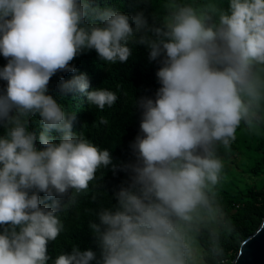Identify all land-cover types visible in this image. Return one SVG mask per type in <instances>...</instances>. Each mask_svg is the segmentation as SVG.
I'll return each mask as SVG.
<instances>
[{"label":"clouds","instance_id":"obj_1","mask_svg":"<svg viewBox=\"0 0 264 264\" xmlns=\"http://www.w3.org/2000/svg\"><path fill=\"white\" fill-rule=\"evenodd\" d=\"M132 3L127 14L97 0H0V264H222L220 239L233 226L218 193L219 151L238 130L264 134V0ZM137 46L158 64V87L134 99L132 159L114 163L74 131L77 112L49 84L73 73L59 77L61 97L112 108L117 94L92 88L72 62L90 70L94 51L103 64H127ZM104 169L125 174L114 204L100 202ZM93 188L95 250L73 244L53 259L49 243L69 232L62 215Z\"/></svg>","mask_w":264,"mask_h":264},{"label":"trees","instance_id":"obj_2","mask_svg":"<svg viewBox=\"0 0 264 264\" xmlns=\"http://www.w3.org/2000/svg\"><path fill=\"white\" fill-rule=\"evenodd\" d=\"M103 4L119 8L125 13L136 12L132 0H97ZM226 3V0H224ZM90 57V70L86 69L87 64L83 60L78 63L75 59L72 63L77 68V73L87 72L89 75L92 88L102 87L114 91L119 99L112 108H105L103 111L98 110L94 105H89L86 98L79 93L61 97L58 85L61 82L59 77L63 75L66 81L71 79L73 73H58L53 76L50 84V93L65 107L69 112H77V119L74 131H82L89 139L99 145L101 148L108 149L114 163L128 162L132 159L130 142L134 139L139 131V112L133 106L134 99L142 94L151 95L158 87L155 78V72L158 68L156 62L148 60L147 50L143 46H137L134 50L133 57L127 64L109 65L98 61L96 53L89 51L86 53ZM6 63L5 59L0 56V67ZM4 85L0 81V87ZM74 96V97H73ZM108 119L107 126L100 125V117ZM33 127H38V119H33ZM219 155L223 161L234 163L233 158L238 157V173L230 174V171L224 165V179L218 186L219 198L223 204L227 218L231 221L233 231L223 234L220 239V245L223 254L219 257L222 264H229L238 249L239 243L249 236L264 212V179L261 187L255 189L251 185H245L244 176L247 178L259 175L264 176V134L254 136L247 132L238 130L237 139L231 145L230 150L220 149ZM242 158L247 161L241 166ZM104 172L103 180L107 196H102L100 202L107 205L115 203L112 197V191L125 179V174L118 172L113 175L109 169ZM227 171V172H226ZM229 171V172H228ZM98 172L97 176L100 177ZM237 180H241L237 185ZM95 192L93 188L86 195L81 197L80 204L62 215L65 228L69 225V232L63 240V233L55 241L48 245L49 255L55 259L60 251L68 252L73 244H78L81 249L93 248L92 236L88 229V220L95 219L87 215V209L95 208L96 205L90 200L91 195ZM50 203V202H49ZM207 249V244L204 242ZM208 264H214L212 257H206ZM50 264V262H49Z\"/></svg>","mask_w":264,"mask_h":264},{"label":"water","instance_id":"obj_3","mask_svg":"<svg viewBox=\"0 0 264 264\" xmlns=\"http://www.w3.org/2000/svg\"><path fill=\"white\" fill-rule=\"evenodd\" d=\"M230 264H264V212L253 232L239 243Z\"/></svg>","mask_w":264,"mask_h":264},{"label":"rangeland","instance_id":"obj_4","mask_svg":"<svg viewBox=\"0 0 264 264\" xmlns=\"http://www.w3.org/2000/svg\"><path fill=\"white\" fill-rule=\"evenodd\" d=\"M223 162H224V165L227 167V169L230 171V174L234 173V175H236V173H238V169L236 168V166L238 167V157L237 156L233 158L234 163H229L228 161H223ZM244 163H245V165H247V161L244 160V158H242L241 166ZM223 176H225L224 173H223ZM263 179H264L263 175L255 176L253 178L252 177L247 178L245 175L243 182L245 183V185L249 184V185H251V187L258 189L259 187H261ZM240 183H241V180H239V181L237 180V185H240Z\"/></svg>","mask_w":264,"mask_h":264}]
</instances>
